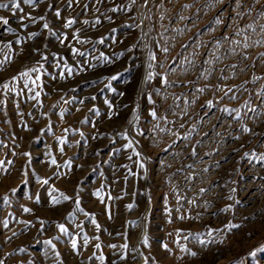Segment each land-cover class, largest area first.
<instances>
[{
    "label": "rangeland",
    "instance_id": "1",
    "mask_svg": "<svg viewBox=\"0 0 264 264\" xmlns=\"http://www.w3.org/2000/svg\"><path fill=\"white\" fill-rule=\"evenodd\" d=\"M0 264H264V0H0Z\"/></svg>",
    "mask_w": 264,
    "mask_h": 264
},
{
    "label": "water",
    "instance_id": "2",
    "mask_svg": "<svg viewBox=\"0 0 264 264\" xmlns=\"http://www.w3.org/2000/svg\"><path fill=\"white\" fill-rule=\"evenodd\" d=\"M146 182H147V180H146V178H145V180H144V185H146ZM146 195H147V193H146Z\"/></svg>",
    "mask_w": 264,
    "mask_h": 264
},
{
    "label": "bare ground",
    "instance_id": "3",
    "mask_svg": "<svg viewBox=\"0 0 264 264\" xmlns=\"http://www.w3.org/2000/svg\"><path fill=\"white\" fill-rule=\"evenodd\" d=\"M137 252V251H136ZM137 254H138V252H137ZM139 259V258H138Z\"/></svg>",
    "mask_w": 264,
    "mask_h": 264
}]
</instances>
